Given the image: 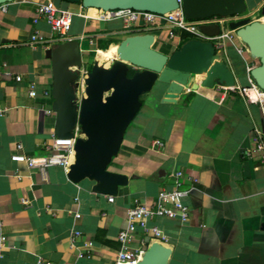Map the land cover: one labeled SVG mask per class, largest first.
I'll return each instance as SVG.
<instances>
[{"label": "crops", "instance_id": "crops-1", "mask_svg": "<svg viewBox=\"0 0 264 264\" xmlns=\"http://www.w3.org/2000/svg\"><path fill=\"white\" fill-rule=\"evenodd\" d=\"M53 1L73 15L68 36L79 42L80 70H90L88 53L105 65L100 48L135 35L124 31L120 21L99 18L96 9ZM40 2L13 0L0 12V230L6 237L0 264H36L37 258L50 264H113L128 209L135 201L152 205L160 190L172 188L176 171L196 180L182 186L191 188L183 200L189 220L149 221L167 237L169 264H264V169L258 155H246L253 148V130L264 131V118L238 95L201 86L199 76L191 75L179 91L156 82L140 97L142 106L108 166L127 177L112 202L92 192L94 183L87 179L72 183L67 168L50 166L42 175L10 160L17 144L27 158L47 155L55 136L53 100L42 91L51 92V51L57 44L29 42L34 30L57 37L44 20L33 24ZM245 4V15L255 16L264 0ZM154 32L156 51L170 55L179 46L166 32ZM217 55L238 86L247 85L246 67L259 64L237 38L226 41L225 52ZM30 83L36 86L35 98L28 95ZM155 140L163 147L156 148ZM142 237L138 229L132 246L139 247ZM81 252L89 257L77 258Z\"/></svg>", "mask_w": 264, "mask_h": 264}, {"label": "water", "instance_id": "water-1", "mask_svg": "<svg viewBox=\"0 0 264 264\" xmlns=\"http://www.w3.org/2000/svg\"><path fill=\"white\" fill-rule=\"evenodd\" d=\"M13 0H0V4ZM80 3L83 8L101 11L135 10L164 14L179 8L178 0H63ZM188 20L208 17L243 15L245 0H181ZM260 14L264 15V5ZM229 30L247 48L259 64L250 70L252 80L264 90V24L242 19L230 22ZM207 36H217L216 25L202 26ZM153 34H135L125 37L117 45V60L110 66L96 61L83 78V95L78 98L74 83L82 66L79 42L70 40L57 44L51 51L53 100L56 116L54 135L60 139L72 138L78 125L81 135L73 145V161L67 178L74 184L82 180L93 182L92 192L116 196L118 187L127 184V177L108 170L117 155L124 133L139 112L140 97L149 92L156 82L169 84L179 91L191 75L200 77L206 88L231 87L233 73L226 63L219 61L212 42L190 39L170 55L153 49ZM134 70L133 74L130 71ZM171 249L152 242L136 264H169Z\"/></svg>", "mask_w": 264, "mask_h": 264}, {"label": "built area", "instance_id": "built-area-1", "mask_svg": "<svg viewBox=\"0 0 264 264\" xmlns=\"http://www.w3.org/2000/svg\"><path fill=\"white\" fill-rule=\"evenodd\" d=\"M179 8L174 9L168 13L156 14L147 11L135 10H109L98 11L99 18L106 21H120L122 29L128 33L135 34H152L154 31L166 32L169 40L178 41L181 43L182 35L186 34L192 39L212 42L217 53L225 52V42L237 38L234 31L229 30L230 22H236L242 19H248L250 22L258 21L264 24V15L258 13L257 15H234L227 17H208L198 20H188L184 16L181 7V0H178ZM6 4H0V12H6ZM72 13L68 11L59 10L53 0H44L40 2L35 9V17L33 24L36 25L39 20H44L50 29V33H55L57 37L43 36L38 30L30 36V45H47L49 43H63L70 41L68 34L72 24ZM216 25L219 27V34L217 36H207L201 30L202 26ZM155 37V36H154ZM238 39V38H237ZM242 54V50H238ZM253 67H246L247 85L231 87L217 86L226 92L236 94L243 98L247 103L255 105L259 108L262 117L264 118V90L261 89L251 78L250 70ZM86 76V71L78 69ZM9 75V73H7ZM10 76V75H9ZM14 80L19 82V76H15ZM83 90V79L80 83ZM28 95L31 98L37 96L36 86L33 83L28 85ZM44 97H51L49 90L42 91ZM52 98V97H51ZM2 112L0 111V116ZM73 137L67 139H60L53 136L52 144L47 148V155L42 157H25L22 153V145L15 146V153L10 156V160L16 163H23L29 169H37L42 175L50 166H62L69 168L73 161V145L75 139L81 135L78 125L71 131ZM253 148L246 152L247 156L253 154L258 155L259 161L264 169V131L254 129L252 133ZM156 148H162L163 143L159 140L153 142ZM19 177V176H18ZM172 188L162 189L158 192L155 201L152 205H147L140 201H135L127 211L126 225L119 231L116 236L119 243V250L116 253L113 264H136L144 251L150 243L158 242L164 244L167 237L154 225H149V221L155 218H164L169 220H177L184 224L189 220V209L183 200L189 196L190 189L182 188L184 182L190 184L196 182L194 178L185 177L181 171H176L171 174ZM108 201L112 202L113 197L109 196ZM25 204L29 201L25 199ZM79 218V215H75ZM142 232V241L139 247H133L132 243L135 239L137 230ZM75 235H78L76 232ZM6 237L0 230V249L5 247ZM88 247L91 245L88 243ZM89 254L78 253L77 258H88ZM36 264H50L42 258H37Z\"/></svg>", "mask_w": 264, "mask_h": 264}, {"label": "rangeland", "instance_id": "rangeland-1", "mask_svg": "<svg viewBox=\"0 0 264 264\" xmlns=\"http://www.w3.org/2000/svg\"><path fill=\"white\" fill-rule=\"evenodd\" d=\"M155 33L156 32H152V34H154L155 35ZM121 37V35H116L115 36V39H117V38H120ZM115 47H117V45L115 44L114 45ZM83 48H86L87 47V43L86 44H83V46H82ZM105 47V46H104ZM85 53V52H84ZM83 53V54H84ZM95 57V55L93 54V53H88L87 55H85L84 56V58H85V63H87L86 64V68L87 69H91V67H92V65H93V63L96 61V59L94 58ZM117 60V57L116 56H114V59H112L110 62L108 61L106 64H105V66H110L113 62H115ZM78 72V75H79V78H78V80L74 83V87H75V91H76V93H77V96H78V98H80L82 95H83V93H82V87H81V85H80V83H81V81H82V79L85 77V75L83 74V72L81 73V72H79V71H77ZM194 77V76H193Z\"/></svg>", "mask_w": 264, "mask_h": 264}, {"label": "bare ground", "instance_id": "bare-ground-1", "mask_svg": "<svg viewBox=\"0 0 264 264\" xmlns=\"http://www.w3.org/2000/svg\"><path fill=\"white\" fill-rule=\"evenodd\" d=\"M99 59L101 61H109L112 58H114V56L117 57V47L115 46H111L109 49H107L106 51H100L98 53ZM99 65H103L102 63H100L99 61H96ZM105 66V65H104ZM197 79L199 80V77L197 76Z\"/></svg>", "mask_w": 264, "mask_h": 264}, {"label": "trees", "instance_id": "trees-1", "mask_svg": "<svg viewBox=\"0 0 264 264\" xmlns=\"http://www.w3.org/2000/svg\"><path fill=\"white\" fill-rule=\"evenodd\" d=\"M190 39H192L190 36H188V35H186V34H183L182 35V41H181V43L179 44V46L177 47V49L183 44V43H185L186 41H188V40H190ZM101 50H107L108 48L107 47H104V48H100ZM134 73V70H131L130 71V74H133Z\"/></svg>", "mask_w": 264, "mask_h": 264}]
</instances>
